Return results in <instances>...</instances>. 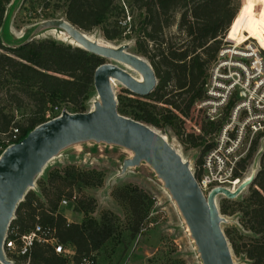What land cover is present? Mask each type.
<instances>
[{
  "label": "rangeland",
  "instance_id": "374dc122",
  "mask_svg": "<svg viewBox=\"0 0 264 264\" xmlns=\"http://www.w3.org/2000/svg\"><path fill=\"white\" fill-rule=\"evenodd\" d=\"M56 3L55 0H15L11 6L9 4L4 26L6 40L13 43L30 36L33 40L53 39L78 47L75 43H71L69 38L57 32L59 30L65 32L63 29L51 26L37 29L45 20L65 19V8L57 6ZM232 5L237 11L233 21L239 36H236L231 29L234 24L232 21V25L222 38L224 53L218 61L213 63L208 78L209 96L203 102H198L185 116L178 114L168 105L152 102L158 117L159 114H168L161 110L163 108L169 109L176 115L172 124L152 127L165 136L167 142L182 159L188 162L205 196L216 186L228 189L234 187L237 179L243 181L251 171L253 175H256L260 169V157L264 149V128L253 131L250 127L251 119L257 115L261 117L264 115V17H262L264 0H232ZM126 20L128 21L127 13ZM172 31H175L174 27ZM85 32L109 41L104 38L99 26ZM241 38L246 42H243L239 50L232 49L233 45L242 42ZM109 42L113 47L127 43L129 45L127 51L142 56L137 53L133 38ZM102 58L104 63L117 64L125 69L123 65L111 59ZM211 62L207 67L211 66ZM125 70L132 76L141 75L135 69ZM171 88L170 85L167 90ZM130 93L132 92L119 82L114 89L117 105L119 97L124 104L129 105L126 97L136 98ZM172 93L174 91L166 98L175 100L170 96ZM96 102H99V96L93 86L84 101L85 112L93 110ZM183 107L184 103L180 102V108ZM227 107L228 113L225 110ZM127 109L130 110L129 107ZM23 110L25 113L29 112L28 107ZM76 110L70 104L60 103L48 112L51 116H58L63 111L75 113ZM235 110L237 112L234 115ZM208 111H213L212 116L217 119L221 130L223 127H228L230 141L226 140V136L222 137L221 130L216 129L207 133L201 130L202 127L210 128L205 122L210 117L207 115ZM21 112L22 110H19L17 118L20 117ZM262 120L264 118L259 117L260 123ZM260 133L263 135L261 136ZM196 136H202L203 143L195 147L191 140H195ZM237 137L238 140H235ZM256 138V144L251 150L244 170L240 177L234 178L232 173L238 167L237 163L250 152L252 141ZM222 139H224L223 142ZM207 144H213L211 150H205L204 147ZM132 156L131 150L113 143L94 140L73 142L61 148L45 164L29 190L38 195L44 208H48V199L55 197L54 189L48 184L50 178L64 177L66 172L72 171L93 174L100 179L99 185L96 186L76 184L71 196H68L69 188L64 189L60 199L66 198L67 205L63 207L59 205V202L57 203V211L66 218L67 222L81 223L88 218L100 221L104 213L112 220L114 233L92 254L94 264H124L125 262L202 264L185 219L154 169L145 161L124 169V160L131 159ZM253 187L250 183L237 197L229 200L244 205ZM120 195L140 197L143 219L139 222L137 230H135L137 217L132 214L128 204L120 198ZM79 200L85 203L92 200L94 210L89 213L76 211L75 206ZM225 200L228 198L224 195L216 196L218 210L222 205H228L224 202ZM220 215L226 219L221 223V228L228 241L233 263L250 264L245 257L243 245L255 235L246 228V218L242 216L240 210L232 214L220 213ZM10 264H26V262L14 257Z\"/></svg>",
  "mask_w": 264,
  "mask_h": 264
},
{
  "label": "trees",
  "instance_id": "16d2710c",
  "mask_svg": "<svg viewBox=\"0 0 264 264\" xmlns=\"http://www.w3.org/2000/svg\"><path fill=\"white\" fill-rule=\"evenodd\" d=\"M14 1L0 0V155L7 146L19 142L36 126L46 122V112L60 103L72 105L77 109L75 112H85L84 101L93 88L94 71L104 63V59L96 54L53 39L27 41L29 36H26L17 42H8L4 26ZM55 1L57 6L65 8L66 20L84 31L99 26L106 40L134 39L137 53L151 64L157 84L147 96L130 93L136 98L126 97L129 105L119 97L117 111L154 127L172 124L176 115L163 108L161 110L168 114H159L158 117L152 102L168 105L185 116L198 102L208 97L212 65L220 57L219 53L224 48L222 38L237 13L232 0ZM173 27L175 31H172ZM231 29L239 36L235 22ZM210 62L211 66L207 67ZM170 85L172 88L167 90ZM173 91L170 96L175 100L167 99L166 96ZM180 102L184 103L183 108H180ZM26 107L29 109L27 113L23 110ZM228 107L226 113L229 112ZM19 110L22 112L17 118ZM216 120H205L210 128L202 127L201 130L204 133L216 129L220 131L221 126ZM256 140L252 141L246 157L237 163L238 167L232 173L234 178L240 177ZM191 142L196 147L203 143V138L196 136ZM212 146L207 144L204 148L207 151ZM194 177L197 178L196 175ZM78 183L96 186L100 179L93 174L72 171L66 172L64 177L50 178L48 184L54 189L55 197L48 199V208H44L38 195L28 190L18 203L15 219L10 223L18 225L21 232H27L38 218L41 224L55 229L59 242L75 246L73 258L76 263L83 257L91 256L114 233V225L106 213L100 221L88 218L76 223L67 222L57 211L64 189L69 188L68 196H71L73 187ZM251 183L254 187L244 205L228 199L224 201L228 205H222L219 211L222 214H232L237 210L242 212L246 228L255 235L243 245L245 257L250 264H264V149L260 169ZM120 198L137 217V230L143 219L140 197L120 195ZM92 202L79 200L75 210L92 212ZM17 259L26 262L24 257ZM28 264H66V260L49 245L35 243Z\"/></svg>",
  "mask_w": 264,
  "mask_h": 264
},
{
  "label": "water",
  "instance_id": "95a60500",
  "mask_svg": "<svg viewBox=\"0 0 264 264\" xmlns=\"http://www.w3.org/2000/svg\"><path fill=\"white\" fill-rule=\"evenodd\" d=\"M46 26L65 30L77 46L137 70L142 81L113 63H102L93 75V86L99 96L94 109L87 112L63 111L59 117L36 126L22 140L7 146L0 155V263L4 259L2 245L18 203L33 187L35 178L45 164L64 146L77 141L113 143L133 152L124 160L123 167L147 162L164 182L175 200L191 236L197 246L202 264H234L228 241L221 228L226 221L216 206V196L237 197L251 182L241 181L236 188H212L205 196L188 162L151 125L123 116L117 111L112 80L119 81L132 94L149 95L157 84L154 70L147 59L127 51L128 44L107 47L91 41L85 31L65 19L43 21L38 30ZM37 30V31H38ZM33 40L28 37L27 41Z\"/></svg>",
  "mask_w": 264,
  "mask_h": 264
},
{
  "label": "built area",
  "instance_id": "2783aa9c",
  "mask_svg": "<svg viewBox=\"0 0 264 264\" xmlns=\"http://www.w3.org/2000/svg\"><path fill=\"white\" fill-rule=\"evenodd\" d=\"M223 53H224V50H221L219 55L221 56ZM207 94L209 96L208 92ZM236 112L237 110L234 111V115ZM212 113L213 111L207 112V115L210 116L208 119L215 120L216 118L212 116L213 115ZM59 116L60 115L51 116L49 112H46L45 114L47 121L54 119L56 117H59ZM259 117L264 118V115L263 117H261L260 115H257L253 119H251L252 121L250 122V127L253 131H257L258 129L262 130L264 128V120H262V123H260L258 121ZM14 131L16 133L18 132L17 129H15ZM221 132H222V137L226 136V140L230 141L229 139L230 131H228V127L227 128L223 127ZM13 137L15 138L14 135ZM223 140L224 139H222V142ZM235 140H238V137ZM198 184L201 188V185L199 182ZM59 205L63 207L66 206L67 199L66 198L60 199ZM14 219H15V216L13 215L11 222ZM35 243L49 245L56 254L62 256L66 260V264H94L93 255L83 257L81 258L79 262L76 263L73 258L75 255V246L69 245V244L65 245L59 242L56 236V233H55V229L49 225L41 224L38 218H36V221L34 222L32 229L27 232H21L19 229V226L16 224H9V226L7 227L3 245H2V252H3L4 259L11 262L14 257L15 258L24 257L26 258V264H28L30 251ZM124 264H131V263L125 262Z\"/></svg>",
  "mask_w": 264,
  "mask_h": 264
},
{
  "label": "bare ground",
  "instance_id": "6f19581e",
  "mask_svg": "<svg viewBox=\"0 0 264 264\" xmlns=\"http://www.w3.org/2000/svg\"><path fill=\"white\" fill-rule=\"evenodd\" d=\"M54 31V30H53ZM58 33H60V35L61 36H65V38H69L70 39V41H71V43H75L76 45H78L76 42H74L73 41V39H72V37L71 36H69L68 35V33H66V31L64 32V31H57ZM53 33V32H52ZM48 35H49V33H48ZM85 36L88 38V39H90L91 41H93V42H96L97 44H99V45H102V46H107V47H113V45L109 42V41H105L104 39H102V38H96V37H94L93 35H90L88 32H85ZM98 37V36H97ZM60 39V38H59ZM62 40V39H61ZM243 42H246L245 40L244 41H242L240 44H235V45H233L231 48L232 49H236L237 48V50H239L240 49V47H241V45H243ZM70 43V42H69ZM232 53H237V52H233L232 51ZM120 64V63H119ZM121 65H123L124 66V68L125 69H127L128 71H132L133 69L131 68V67H129V66H127V65H124V64H121ZM128 73H130V72H128ZM134 78H136V79H138L139 81H142V76L141 75H137V76H133ZM118 84H119V82L118 81H116V80H112V88H113V90L118 86ZM164 138L166 139V137L164 136ZM167 140V139H166ZM253 174V171H251L250 172V174L249 175H247L245 178H244V180H246V179H248L251 175ZM238 181V182H237ZM236 182H237V184H236ZM241 182V180L240 179H237L235 182H234V187H232V188H230V189H233V188H235L239 183ZM189 230V229H188ZM190 232V231H189ZM191 234V233H190Z\"/></svg>",
  "mask_w": 264,
  "mask_h": 264
}]
</instances>
